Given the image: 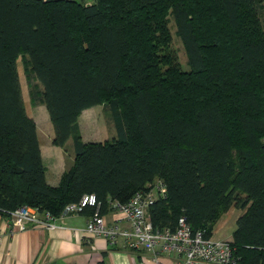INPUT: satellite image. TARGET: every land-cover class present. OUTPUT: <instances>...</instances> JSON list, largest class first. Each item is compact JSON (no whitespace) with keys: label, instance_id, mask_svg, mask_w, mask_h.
I'll list each match as a JSON object with an SVG mask.
<instances>
[{"label":"trees","instance_id":"16d2710c","mask_svg":"<svg viewBox=\"0 0 264 264\" xmlns=\"http://www.w3.org/2000/svg\"><path fill=\"white\" fill-rule=\"evenodd\" d=\"M263 2L0 0V214L29 206L59 216L95 195L102 216L160 180L167 198L149 210L156 229L175 230L184 216L209 239L219 209L234 207L244 211L231 241L239 264H264V31L256 17L243 19ZM215 11L227 55L209 66L196 23ZM169 17L188 72H166L158 54ZM21 55L41 85L34 99L47 108L53 144L73 142L75 161L58 187L47 182L22 99ZM198 78L208 92L199 93ZM104 97L116 139L84 143L78 119Z\"/></svg>","mask_w":264,"mask_h":264},{"label":"built area","instance_id":"2783aa9c","mask_svg":"<svg viewBox=\"0 0 264 264\" xmlns=\"http://www.w3.org/2000/svg\"><path fill=\"white\" fill-rule=\"evenodd\" d=\"M166 194L167 187L159 180L150 186L149 191L137 192L127 203L113 202L111 210L118 216L113 224H109L99 214L100 205L95 195H85L79 202L68 204L59 216L23 206L7 216L0 214V221L7 222L10 233L24 231L28 225L55 230L59 228L61 219L80 214L87 208H94L95 212L86 226L89 235L104 238L111 244H116L122 238L124 246L130 250L151 252L152 264H162L161 254L175 257L174 264H239L232 242L206 238L205 232L193 230L184 216L179 218L175 230L156 229L150 221L149 210L157 200H166ZM121 221L128 227L121 229ZM1 236L0 231V238Z\"/></svg>","mask_w":264,"mask_h":264},{"label":"crops","instance_id":"0c3cea01","mask_svg":"<svg viewBox=\"0 0 264 264\" xmlns=\"http://www.w3.org/2000/svg\"><path fill=\"white\" fill-rule=\"evenodd\" d=\"M81 117L78 125L83 137ZM31 118L36 123L47 182L51 187H58L63 174L74 164L73 142L70 144L69 141L72 140H69L65 145L70 150L66 154L62 148L53 144L54 133L45 128L44 122L40 125H44L42 130L40 123ZM92 215V209L88 208L80 214L61 219L58 229L49 230L28 225L26 230L14 233H10L7 222L1 220L0 264H152L151 252L130 250L124 246L122 238L116 244H111L104 238L89 235L86 226ZM102 217L109 224H113L116 217L118 218L113 210ZM119 226L121 229L128 227L122 221ZM160 257L162 264H174L176 261L173 256L161 254Z\"/></svg>","mask_w":264,"mask_h":264},{"label":"rangeland","instance_id":"374dc122","mask_svg":"<svg viewBox=\"0 0 264 264\" xmlns=\"http://www.w3.org/2000/svg\"><path fill=\"white\" fill-rule=\"evenodd\" d=\"M89 3V1H88ZM264 9V2L263 5H261ZM264 11L262 9H259L257 11L258 14L256 16L253 15V11H251V14L253 17L243 18L244 24H247V26L254 21L253 18L258 20V23L260 24L261 29L264 31ZM214 15L209 18H199L196 23V30L198 33H200V39L206 46L205 51L207 52L208 58H210L211 63L209 66H213V64H216V61L219 60L218 56L220 54L222 55V59H220V62L216 65H221V62H224V56L227 55L226 52V39L223 33L228 30L224 26L219 25V21H217V15L218 12H213ZM255 13V12H254ZM173 20L169 17L168 26H167V41L165 40L163 44L160 46L159 49V56H162L165 59L164 62V70L170 71L171 74H176V72H188L189 65H188V58L186 56V52L184 49V46H182L181 40L178 38L176 33V27ZM213 22V24H212ZM257 23V26L259 25ZM221 26V27H220ZM246 26V25H245ZM202 30V31H201ZM261 30V31H262ZM209 34V35H208ZM230 44V43H229ZM28 56L27 55H21L17 60V66H18V73L20 78V84H21V91H22V99L25 105L26 112L29 116L33 117L38 121L39 126L41 123L44 122V125L46 126L49 131L53 132V127L51 126V122L49 119V115L47 114V108L46 106L40 102H38V99L35 98V91L36 92H42L41 85L32 77L30 65L28 64ZM195 87L201 89L199 93H204L205 91L208 92L203 83V79H196ZM194 83V82H193ZM203 87V88H200ZM176 96V95H175ZM177 99H180L181 102H184L186 106H189V102L185 99V96L178 97ZM103 99V98H102ZM192 101V100H191ZM109 102V99L107 97H104L102 103L99 106H96L89 111H85L82 113L81 117V127L83 131V137L85 139L82 140L85 143H102L106 141H113L116 139V130L114 126V121L112 119L111 112L109 111V107H107V103ZM178 102V101H177ZM176 102V103H177ZM191 103L190 105H192ZM188 109V108H187ZM46 122V124H45ZM44 125L40 126V128L43 130ZM81 134V133H80ZM81 137V136H80ZM71 144L72 141H69ZM62 150L68 154L70 153L67 147H63ZM159 181V180H157ZM155 180L154 183H157ZM153 183V184H154ZM244 213V211L239 210L237 208H230L228 211L219 209L216 220L214 221L213 229L209 238L211 240L215 241H232L233 240V232L236 230V221Z\"/></svg>","mask_w":264,"mask_h":264}]
</instances>
